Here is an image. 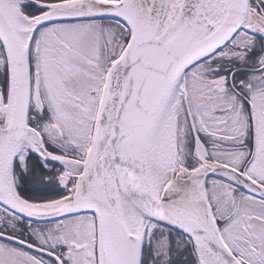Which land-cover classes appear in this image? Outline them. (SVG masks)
<instances>
[{
	"label": "snow or ice",
	"instance_id": "6c2138e0",
	"mask_svg": "<svg viewBox=\"0 0 264 264\" xmlns=\"http://www.w3.org/2000/svg\"><path fill=\"white\" fill-rule=\"evenodd\" d=\"M0 264H264V0H0Z\"/></svg>",
	"mask_w": 264,
	"mask_h": 264
}]
</instances>
